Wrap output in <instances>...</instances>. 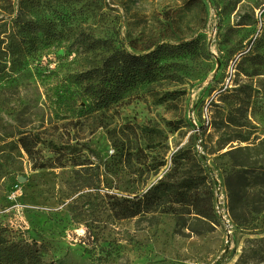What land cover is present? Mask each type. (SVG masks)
I'll list each match as a JSON object with an SVG mask.
<instances>
[{
    "label": "rangeland",
    "instance_id": "1",
    "mask_svg": "<svg viewBox=\"0 0 264 264\" xmlns=\"http://www.w3.org/2000/svg\"><path fill=\"white\" fill-rule=\"evenodd\" d=\"M158 48L161 73L117 102L83 76ZM178 150L211 216L119 219L118 202L179 177ZM263 170L264 0H0V247L34 243L44 264H264ZM235 171L256 208L223 219Z\"/></svg>",
    "mask_w": 264,
    "mask_h": 264
},
{
    "label": "trees",
    "instance_id": "2",
    "mask_svg": "<svg viewBox=\"0 0 264 264\" xmlns=\"http://www.w3.org/2000/svg\"><path fill=\"white\" fill-rule=\"evenodd\" d=\"M161 48L148 53H126L119 51L109 55L100 69H93L83 74L84 77L101 73L108 87V99L106 102H117L121 98V92L141 82H151L161 73L162 67L159 63ZM109 105V104H108ZM106 105V106H108ZM243 159L236 162L240 170L247 171L255 163L251 161L248 152L239 148ZM198 165L194 157L189 156L188 151L178 150L174 154L170 172L179 176L173 183H168L165 177L160 179L154 186L147 190L135 201L122 200L117 203L116 216L119 219L135 217L140 213H151L153 207L180 205L188 206L191 214L197 217H209L212 214L211 195L207 197V204L202 202L198 189V179L191 173V170ZM254 170L252 169L251 173ZM264 171V170H263ZM238 171L229 173L225 185L228 188L229 210L232 217L238 220L245 219L249 211L255 210V204L248 201L246 186H243V176ZM257 175L254 176L256 178ZM204 177H201L200 184H203ZM131 203L132 206L127 205ZM174 206V207H175ZM251 207V210H250ZM0 264H44L41 261L36 245H29L22 242H10L0 247ZM48 264H53L50 262Z\"/></svg>",
    "mask_w": 264,
    "mask_h": 264
},
{
    "label": "built area",
    "instance_id": "3",
    "mask_svg": "<svg viewBox=\"0 0 264 264\" xmlns=\"http://www.w3.org/2000/svg\"><path fill=\"white\" fill-rule=\"evenodd\" d=\"M224 196H225V195H224ZM225 199H226V196H225ZM225 202L227 203V199L225 200ZM219 217H221V218H223V219L231 218V217L229 216V209H228V206H227L225 209H223V210L221 211V213H219Z\"/></svg>",
    "mask_w": 264,
    "mask_h": 264
}]
</instances>
